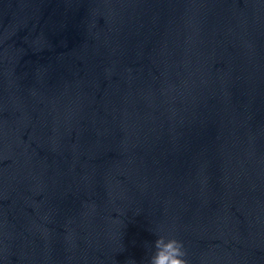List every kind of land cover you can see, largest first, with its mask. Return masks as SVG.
<instances>
[{
  "label": "water",
  "instance_id": "1",
  "mask_svg": "<svg viewBox=\"0 0 264 264\" xmlns=\"http://www.w3.org/2000/svg\"><path fill=\"white\" fill-rule=\"evenodd\" d=\"M264 264V0H0V264Z\"/></svg>",
  "mask_w": 264,
  "mask_h": 264
},
{
  "label": "clouds",
  "instance_id": "2",
  "mask_svg": "<svg viewBox=\"0 0 264 264\" xmlns=\"http://www.w3.org/2000/svg\"><path fill=\"white\" fill-rule=\"evenodd\" d=\"M150 264H187L182 242L164 235H157ZM132 264H135L133 261Z\"/></svg>",
  "mask_w": 264,
  "mask_h": 264
}]
</instances>
